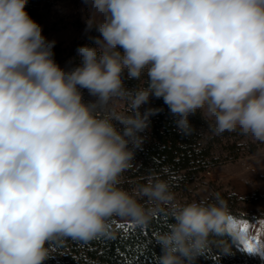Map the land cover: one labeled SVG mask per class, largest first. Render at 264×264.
Wrapping results in <instances>:
<instances>
[{
	"label": "clouds",
	"instance_id": "clouds-1",
	"mask_svg": "<svg viewBox=\"0 0 264 264\" xmlns=\"http://www.w3.org/2000/svg\"><path fill=\"white\" fill-rule=\"evenodd\" d=\"M82 2L96 34L61 67L27 0H0V264H45L55 238L87 242L161 209L158 264H190L233 217L218 194L181 203L154 175L122 187L162 111L141 109L162 99L179 135L199 115L213 135L264 145V0Z\"/></svg>",
	"mask_w": 264,
	"mask_h": 264
},
{
	"label": "trees",
	"instance_id": "trees-1",
	"mask_svg": "<svg viewBox=\"0 0 264 264\" xmlns=\"http://www.w3.org/2000/svg\"><path fill=\"white\" fill-rule=\"evenodd\" d=\"M42 1L27 0L26 11L32 19H35ZM53 51L56 60L62 51L57 45ZM135 84L133 80H126L129 88ZM87 97L88 92L84 90L85 100H89ZM118 107L127 110L124 104ZM147 107L162 111L150 118V130L144 133L145 139L136 152L134 165L123 174L122 187L125 189L131 191L154 175L167 180L178 197L188 191L190 183L201 173L230 158L225 151L237 157L231 133L211 134L199 115L190 117L195 131L183 136L175 130L168 107L162 99L152 98L141 111ZM220 197L226 201L232 217H235L238 196L220 194ZM171 222L172 218L165 209L159 210L152 222L145 226L114 217L110 221V235L87 242L65 237L49 241L46 245L49 256L45 264H158L161 248L156 244L155 237L166 230ZM190 264H264V257L243 248L238 235L230 228L226 233L215 235L205 253L195 257Z\"/></svg>",
	"mask_w": 264,
	"mask_h": 264
},
{
	"label": "rangeland",
	"instance_id": "rangeland-1",
	"mask_svg": "<svg viewBox=\"0 0 264 264\" xmlns=\"http://www.w3.org/2000/svg\"><path fill=\"white\" fill-rule=\"evenodd\" d=\"M87 12L82 0H43L35 21L43 28L48 40H55L61 49L56 61L61 67L78 63L76 48L89 43L85 32ZM88 99H92L89 95ZM236 144V156L230 157L190 183L185 194L176 196L181 203L209 198L213 194L237 195L231 229L236 232L243 248L264 257V145L252 142L238 133H231Z\"/></svg>",
	"mask_w": 264,
	"mask_h": 264
},
{
	"label": "snow or ice",
	"instance_id": "snow-or-ice-1",
	"mask_svg": "<svg viewBox=\"0 0 264 264\" xmlns=\"http://www.w3.org/2000/svg\"><path fill=\"white\" fill-rule=\"evenodd\" d=\"M117 227H122V226H120V225H118ZM129 227H132L131 225H129ZM249 251H251V248L249 247V249H248Z\"/></svg>",
	"mask_w": 264,
	"mask_h": 264
}]
</instances>
